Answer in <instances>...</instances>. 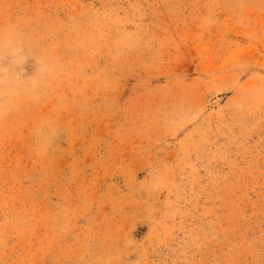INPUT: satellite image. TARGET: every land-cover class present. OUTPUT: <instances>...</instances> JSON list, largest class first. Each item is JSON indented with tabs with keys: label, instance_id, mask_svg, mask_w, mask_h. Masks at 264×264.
Returning a JSON list of instances; mask_svg holds the SVG:
<instances>
[{
	"label": "rangeland",
	"instance_id": "1",
	"mask_svg": "<svg viewBox=\"0 0 264 264\" xmlns=\"http://www.w3.org/2000/svg\"><path fill=\"white\" fill-rule=\"evenodd\" d=\"M0 264H264V0H0Z\"/></svg>",
	"mask_w": 264,
	"mask_h": 264
}]
</instances>
